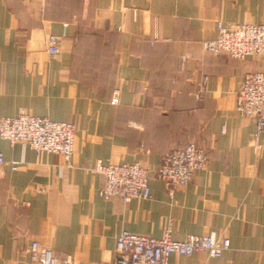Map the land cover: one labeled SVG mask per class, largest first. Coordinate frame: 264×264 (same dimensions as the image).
I'll list each match as a JSON object with an SVG mask.
<instances>
[{"label": "crops", "instance_id": "crops-1", "mask_svg": "<svg viewBox=\"0 0 264 264\" xmlns=\"http://www.w3.org/2000/svg\"><path fill=\"white\" fill-rule=\"evenodd\" d=\"M218 22L264 24V0H0V119L27 112L77 124L70 162L0 138V264H32L34 241L73 264H114L123 230L160 238L170 221L176 240L216 232L231 242L221 257L170 264H264V133L255 142V123L236 111L264 58L206 51ZM50 34L62 36L56 56ZM190 142L208 166L173 196L155 173L148 199L100 195L99 161L156 169Z\"/></svg>", "mask_w": 264, "mask_h": 264}, {"label": "built area", "instance_id": "built-area-1", "mask_svg": "<svg viewBox=\"0 0 264 264\" xmlns=\"http://www.w3.org/2000/svg\"><path fill=\"white\" fill-rule=\"evenodd\" d=\"M217 31L216 39L204 42L206 51L214 55L227 54L237 59L264 58V24L242 22L225 26L218 22ZM61 42L62 36L49 35L47 51L50 56L60 53ZM181 60L184 61L185 57ZM207 81V78L203 80L199 100H204ZM118 102L119 92L115 91L111 103L116 105ZM236 111L241 118L255 123L254 140L258 142L264 133V72H251L245 76L237 93ZM76 135L77 124L74 122L54 121L27 112L0 119V138L12 145L22 143L37 153L61 154L67 162L71 161L76 152ZM208 162L207 151L194 142L164 154L156 169L141 162L104 164L99 161L96 171L105 179L100 195L105 199L118 197L125 202L148 199L151 197L149 180L152 173H155L173 196L174 188L190 184L195 173L205 170ZM6 163L5 156L0 151V173ZM18 168L19 163L14 162L12 169L15 171ZM230 247V238L216 232L189 235L183 240H176L173 238V224L170 221L160 238L123 230L117 236L114 264H170L172 255L191 257L198 252L218 258ZM29 258L32 264H73L70 255L43 248L37 241L30 246Z\"/></svg>", "mask_w": 264, "mask_h": 264}, {"label": "rangeland", "instance_id": "rangeland-1", "mask_svg": "<svg viewBox=\"0 0 264 264\" xmlns=\"http://www.w3.org/2000/svg\"><path fill=\"white\" fill-rule=\"evenodd\" d=\"M110 75H111V72H108V73L106 74V76H107L108 78H110Z\"/></svg>", "mask_w": 264, "mask_h": 264}]
</instances>
